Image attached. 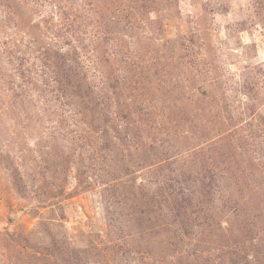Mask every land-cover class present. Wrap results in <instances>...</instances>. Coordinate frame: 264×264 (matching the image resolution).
<instances>
[{
	"label": "rangeland",
	"instance_id": "1",
	"mask_svg": "<svg viewBox=\"0 0 264 264\" xmlns=\"http://www.w3.org/2000/svg\"><path fill=\"white\" fill-rule=\"evenodd\" d=\"M0 264H264V0H0Z\"/></svg>",
	"mask_w": 264,
	"mask_h": 264
},
{
	"label": "trees",
	"instance_id": "2",
	"mask_svg": "<svg viewBox=\"0 0 264 264\" xmlns=\"http://www.w3.org/2000/svg\"><path fill=\"white\" fill-rule=\"evenodd\" d=\"M55 63L57 64V66L60 68H62V71H64V73L62 72V76L64 78V82L65 85H67V87H70L71 83L75 82V80H77V78H75V76L72 73V68L68 67V65L66 64V62L64 60H62L58 54L55 55ZM66 66V67H65ZM75 79V80H74ZM85 92L87 93V89H85Z\"/></svg>",
	"mask_w": 264,
	"mask_h": 264
}]
</instances>
